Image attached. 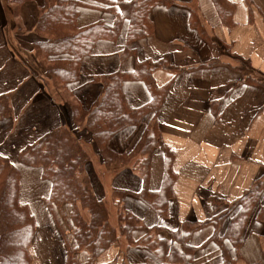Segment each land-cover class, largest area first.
I'll list each match as a JSON object with an SVG mask.
<instances>
[{
	"label": "crops",
	"instance_id": "obj_1",
	"mask_svg": "<svg viewBox=\"0 0 264 264\" xmlns=\"http://www.w3.org/2000/svg\"><path fill=\"white\" fill-rule=\"evenodd\" d=\"M171 1V6L151 10L150 36L126 45L123 31L115 42H97L83 58L78 80L60 89L54 87L32 53L41 38L35 29L45 0H27L18 6L11 0H0V96L9 97L11 110L8 117L0 119V155L19 169V201L36 222L30 264H65L66 256L46 204L50 183L42 178L39 168L19 163L18 156L58 127L76 130L71 103L90 109L102 88L93 79L118 71L132 72L136 61L168 57L174 68L153 72L155 84L169 85V89L157 116L161 142L151 158L148 187L151 192L161 189L165 150L174 154L176 180L167 218L131 195L124 199L127 212L147 227L175 230L184 222L212 219L264 180V0H228L235 5L231 28L220 23L210 0ZM189 6L197 8L207 39L191 28ZM114 18V13L82 7L77 25L100 20L111 23ZM126 46L132 54L123 58ZM123 90L133 108L151 100L142 83L126 82ZM150 119L147 115L139 127L118 132L108 141V148L116 154L131 151ZM77 131L85 145L90 142L89 135ZM89 152L93 156L86 170L98 199L109 200L114 189L141 191L138 172L131 168L109 170L94 148ZM95 162L97 175L91 172ZM215 199L225 203L223 208L214 207ZM63 209L68 212L69 208ZM235 212L221 224L220 235ZM214 231V224H206L193 233L188 242L196 249L192 264H223L221 247L210 240ZM144 232L133 234L137 238ZM122 250L111 247L97 264L115 260L121 264L124 259L139 264L148 254L141 248H130L125 255ZM239 255L236 264H264V203L249 218ZM76 260L85 263L88 254L80 252Z\"/></svg>",
	"mask_w": 264,
	"mask_h": 264
},
{
	"label": "trees",
	"instance_id": "obj_2",
	"mask_svg": "<svg viewBox=\"0 0 264 264\" xmlns=\"http://www.w3.org/2000/svg\"><path fill=\"white\" fill-rule=\"evenodd\" d=\"M11 1L18 6L27 0ZM210 1L220 23L227 28L233 27L234 3ZM172 4L171 0H45L35 29L41 38L33 45V56L54 87L67 88L68 84L78 80L82 60L97 42H115L123 31L126 45L150 36L153 33L149 18L151 10ZM82 7L114 13V21L105 23L100 20L79 27L77 17ZM188 9L191 28L207 39L197 8L189 6ZM131 54L126 46L122 57ZM159 68L174 70L169 58L163 57L154 62L136 61L132 72L118 71L94 78L102 88L91 108L83 110L79 104L71 103L72 119L77 129L58 127L41 136L18 156L19 163L39 168L42 178L50 183L46 204L54 218L55 209H60L63 204L71 207L70 223H67L71 238L62 235V230L57 227L65 247V264H97L103 253L116 246L123 248V254L130 248L147 251V256L139 264H192L196 249L188 242L193 233L206 224H214L215 231L210 240L221 247L222 263L236 264L240 258L239 248L249 218L264 203V180L257 181L241 198L230 203L232 206L228 204L212 219L201 223L184 222L175 230L147 227L125 209L124 199L131 195L159 216L167 218L174 196L176 173L174 154L170 150H165L164 154L161 189L151 192L148 187L151 158L161 142L157 116L169 89V85L158 87L154 82L153 72ZM126 82L142 83L150 94V102L138 108L131 107L124 95L123 84ZM10 113L9 97L1 95L0 119ZM147 115H151V119L131 151L116 154L108 148V141L114 135L128 127H139ZM78 129L89 135L90 142L86 145ZM87 148H94L101 163L109 170L118 172L121 168H131L138 172L141 191L130 193L114 189L109 200L98 199L86 170L91 162ZM19 181V169L0 155V264L31 263L29 247L37 226L29 208L19 201ZM223 204L219 199L214 201L216 209ZM110 207L115 210L114 225ZM233 211L236 212L220 235L221 224ZM259 213L258 210L256 215ZM138 230L145 232L135 238L133 233ZM80 252L88 254L85 263L76 260ZM121 264L129 263L124 259Z\"/></svg>",
	"mask_w": 264,
	"mask_h": 264
},
{
	"label": "rangeland",
	"instance_id": "obj_3",
	"mask_svg": "<svg viewBox=\"0 0 264 264\" xmlns=\"http://www.w3.org/2000/svg\"><path fill=\"white\" fill-rule=\"evenodd\" d=\"M89 151H91V150H89ZM92 156H93V154L91 155V153H90L91 159H92ZM92 165H94V164H92ZM96 165L97 164L95 162V165L92 166L93 167V170L91 172H94V174L97 175L98 174V170L96 169ZM97 195L99 196V192L97 193ZM105 200H108V199H105ZM109 204H111V202ZM64 206H67L69 208L68 209V212H65V210L63 209ZM229 206H232V204H229ZM70 210H71L70 205L63 204L60 209H55V211H53L54 212V215H55V223H56L57 227L62 230V235H64L65 237L69 236V232H70L69 229H68V226H67V223H70L69 222L70 221L69 220ZM110 210L112 212L111 213V223L114 225L115 224V221H114V218H115V210H114V208L111 209V207H110ZM57 231L59 232V230H57ZM58 235L60 236L59 233H58ZM69 237L71 238V235ZM123 242L125 243V241H123Z\"/></svg>",
	"mask_w": 264,
	"mask_h": 264
}]
</instances>
